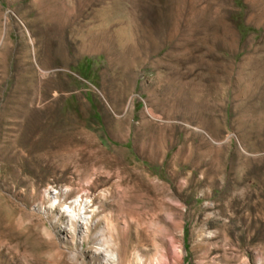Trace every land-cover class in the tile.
Segmentation results:
<instances>
[{"label":"rangeland","instance_id":"rangeland-1","mask_svg":"<svg viewBox=\"0 0 264 264\" xmlns=\"http://www.w3.org/2000/svg\"><path fill=\"white\" fill-rule=\"evenodd\" d=\"M100 229L123 264H264V0H0V264H105Z\"/></svg>","mask_w":264,"mask_h":264},{"label":"bare ground","instance_id":"bare-ground-1","mask_svg":"<svg viewBox=\"0 0 264 264\" xmlns=\"http://www.w3.org/2000/svg\"><path fill=\"white\" fill-rule=\"evenodd\" d=\"M35 118V117H34ZM38 118V117H37ZM39 120V119H38ZM36 120V121H38ZM35 122V121H33ZM42 122V121H41ZM29 123V122H28ZM37 123V122H36ZM31 124V122H30ZM33 125V124H31ZM29 126V125H28ZM34 126V125H33ZM32 126V127H33ZM41 126V125H40ZM37 127V126H36ZM41 128V127H39ZM35 130V129H34ZM31 131V130H30ZM33 133V132H32ZM34 134V133H33ZM32 134V135H33ZM43 136V135H42ZM43 139V138H42ZM40 140V139H39ZM44 140V139H43ZM46 140V139H45ZM42 142V141H41ZM44 143V142H43ZM47 142H45L46 144ZM44 144V145H45ZM40 146V145H39ZM166 192V189H165ZM54 199H58L57 196H55ZM49 200V199H48ZM61 202V201H60ZM160 203L164 208L171 209L174 211H178V206H174L171 203L161 200ZM159 203V204H160ZM93 203H91V200H88L87 198L85 199H78L74 198L70 204H67L65 208H62L61 213L65 214L67 217V222L66 224H63L65 229L67 231L72 232L73 236L75 237L76 233L80 234V240H85L88 233L89 228L91 225H94L96 223V220H93V217L95 215L96 207H91ZM55 204L52 202L50 205L46 207L45 212L48 211V209H51V207ZM60 206H63L64 204H59ZM99 208V207H98ZM97 208V210H98ZM164 210V209H163ZM180 213V210H179ZM61 215V214H60ZM179 215V214H178ZM96 216V215H95ZM104 219H107L106 215L101 216ZM61 218V217H60ZM62 222V221H61ZM109 223V222H108ZM109 228H111V223L108 224ZM94 227V226H93ZM91 230V229H90ZM102 237L104 238L103 241V247L102 248H97V252H104L105 257H104V263L105 264H123V254H120L119 252L115 251L113 249V245L117 244L114 238L112 237L111 234H104L103 230H99ZM75 239V238H74Z\"/></svg>","mask_w":264,"mask_h":264}]
</instances>
